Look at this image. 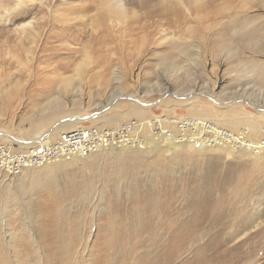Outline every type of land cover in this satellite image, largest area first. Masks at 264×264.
<instances>
[{
    "label": "rangeland",
    "instance_id": "rangeland-1",
    "mask_svg": "<svg viewBox=\"0 0 264 264\" xmlns=\"http://www.w3.org/2000/svg\"><path fill=\"white\" fill-rule=\"evenodd\" d=\"M199 117L247 145L182 140ZM129 122L0 168V264H264V0H0V146Z\"/></svg>",
    "mask_w": 264,
    "mask_h": 264
},
{
    "label": "built area",
    "instance_id": "built-area-1",
    "mask_svg": "<svg viewBox=\"0 0 264 264\" xmlns=\"http://www.w3.org/2000/svg\"><path fill=\"white\" fill-rule=\"evenodd\" d=\"M134 125L136 127L137 123L129 122L117 129L105 128L103 130L94 126H79L61 133L49 143L44 141L31 143L24 145L20 150H17L19 148L17 143L7 142L2 145L3 147H0V165L8 164L10 166L9 170L7 167L4 170L13 173L22 167L37 166L45 161L57 160L58 157L63 158V156H69L70 154L77 155L79 154V148H82L86 153L94 150L96 144L107 146L108 143H124L132 137ZM6 161L12 163L9 164Z\"/></svg>",
    "mask_w": 264,
    "mask_h": 264
},
{
    "label": "bare ground",
    "instance_id": "bare-ground-1",
    "mask_svg": "<svg viewBox=\"0 0 264 264\" xmlns=\"http://www.w3.org/2000/svg\"><path fill=\"white\" fill-rule=\"evenodd\" d=\"M62 65V64H61ZM147 107V106H146ZM166 119V118H165ZM138 121H139V125L137 126V127H141V126H144L145 125V127H149V121L146 119V118H140V119H137ZM211 120H213V119H211ZM143 121V122H142ZM158 120H155V123H158L157 122ZM177 121H179V120H172V121H170V119L168 118V119H166V120H164V121H162V122H159V123H163L165 126H173V125H175L176 127L178 126V123H177ZM137 122V121H136ZM158 123V124H159ZM181 126H183V130H184V133H181L182 134V137H183V139L182 140H185L186 141V133H187V131H190L189 129H191V130H193V135H191L193 138L194 137H196V135H197V138L199 137V145H200V147H201V144H203L204 146H206V144L208 143V141L209 140H217V139H219L220 140V142H225L226 144H227V146H226V148H223V147H219V146H215L217 149H220V150H225V149H227V148H230V152H234L235 151V143L236 144H239V145H242V146H245V145H247L246 144V141H245V137H242V138H237L231 131H230V133L228 132V131H223V130H220L219 128H217V125H214V124H212V123H210V122H208V120L206 119H204V118H198L197 120H195V121H192V120H186V122H184ZM189 126V128H186V127H188ZM78 127V126H77ZM136 128V127H135ZM134 128V129H135ZM133 129V130H134ZM246 129H247V131H248V133L249 134H253V135H255L256 133H257V135L256 136H258V138L257 139H251V141H247L248 142V148H249V150H250V152H254V153H256V152H259V153H262V154H264V129L263 128H259V127H254V126H249V127H246ZM181 132V131H180ZM208 133H210V134H208ZM263 133V134H262ZM207 134L209 135V137L207 136ZM46 135V134H45ZM45 135L44 136H39L38 138H36L35 140H33L31 143H38V142H42V141H44V142H48L49 143V141H51V140H48V139H46V138H44L45 137ZM190 136V137H191ZM202 136H204V137H202ZM247 136V135H246ZM51 139V138H50ZM131 139V138H130ZM263 139V140H262ZM190 140V139H189ZM132 141H134V139L132 138L130 141H125V143L123 144V143H121V144H119V146H120V148H127V143L129 144L130 142H132ZM8 142V141H7ZM7 142H5V143H7ZM184 142V141H183ZM232 142L234 143L232 146L230 145V144H232ZM31 143H27V144H31ZM180 143V142H179ZM186 143V142H185ZM3 145H4V143H3ZM26 145V144H25ZM1 147V146H0ZM3 147V146H2ZM100 147H104V145L103 146H99V144L97 145H95V151H98L97 149L98 148H100ZM111 148H114L113 146H110V147H108V148H106V149H99V150H107V149H111ZM18 150H20L21 149V147L20 148H17ZM88 150H90V149H88ZM124 150V149H123ZM79 154H77V155H75V154H70L69 156L70 157H74V158H72V160L74 159H78V158H84L85 156H88V155H90V154H92V152H93V150H91V152H89L88 154H86V153H84V150L82 149V148H79ZM228 151V150H227ZM3 154H5V153H3ZM84 154H86V155H84ZM69 156H63V158H69V159H71ZM1 158V157H0ZM4 161V160H3ZM7 162V161H6ZM46 162V161H45ZM0 163H1V161H0ZM7 163H12V162H7ZM44 163V162H43ZM43 163H40V164H43ZM46 165V164H45ZM5 167H7V169L9 170V165L8 164H6V163H4L3 165L1 164L0 165V168H5ZM213 180V179H212ZM210 181L209 182V185H207V188H206V190L204 191L205 192V195H206V198L205 199H203V203H202V209L204 210H210V207H211V204H212V200H211V197H210V195L208 194L215 186H217V185H219L220 184V180H214V181ZM195 191H196V189H194ZM194 197V196H193ZM195 199H197V197L195 198ZM202 200V199H201ZM197 201V200H196ZM199 202V201H198ZM201 203V202H200ZM194 205V204H193ZM200 208V207H199ZM207 211V212H208ZM207 212L206 213H204V214H202L203 216H200V220H204L205 218H206V214H207ZM196 218V217H195ZM222 219V217H217L216 218V220H221ZM197 222V221H196Z\"/></svg>",
    "mask_w": 264,
    "mask_h": 264
},
{
    "label": "crops",
    "instance_id": "crops-1",
    "mask_svg": "<svg viewBox=\"0 0 264 264\" xmlns=\"http://www.w3.org/2000/svg\"><path fill=\"white\" fill-rule=\"evenodd\" d=\"M49 136H50V133H47V136H45V138L48 139V140H52V138L50 139ZM48 137H49V138H48Z\"/></svg>",
    "mask_w": 264,
    "mask_h": 264
}]
</instances>
